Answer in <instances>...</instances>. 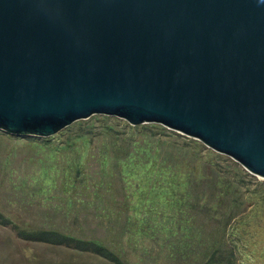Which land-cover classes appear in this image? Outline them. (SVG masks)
Segmentation results:
<instances>
[{
  "label": "water",
  "instance_id": "water-1",
  "mask_svg": "<svg viewBox=\"0 0 264 264\" xmlns=\"http://www.w3.org/2000/svg\"><path fill=\"white\" fill-rule=\"evenodd\" d=\"M156 124L264 180V0H0V132Z\"/></svg>",
  "mask_w": 264,
  "mask_h": 264
},
{
  "label": "rangeland",
  "instance_id": "rangeland-1",
  "mask_svg": "<svg viewBox=\"0 0 264 264\" xmlns=\"http://www.w3.org/2000/svg\"><path fill=\"white\" fill-rule=\"evenodd\" d=\"M193 140L99 115L49 138L0 132V264H113L19 229L102 243L125 264H205L217 249L264 264V180Z\"/></svg>",
  "mask_w": 264,
  "mask_h": 264
},
{
  "label": "trees",
  "instance_id": "trees-1",
  "mask_svg": "<svg viewBox=\"0 0 264 264\" xmlns=\"http://www.w3.org/2000/svg\"><path fill=\"white\" fill-rule=\"evenodd\" d=\"M194 143V145L196 146H200V148L202 150H206L207 153H212L208 148H206L205 146H202L199 142L197 141H192ZM217 157L219 158H223L224 161L229 162L228 158H226L225 156L221 155V154H216ZM230 163V162H229ZM180 166L183 165V162H179ZM232 164V163H231ZM234 164V163H233ZM263 202H264V198H263ZM0 224L2 226H5L6 224L8 225H12V222H10L7 218L5 219V217H2L0 215ZM15 228V226H14ZM16 229V228H15ZM19 238H22L26 241H30V242H42L45 244H51V245H55V246H65L66 248H69L73 251H77L79 253H92L95 254L97 256H99L100 258H105L108 261L112 262L113 264H125L124 262H122V260L118 257V255L114 254L113 252H111L110 250H108L102 243H96L93 241H85V240H81L79 238H75L72 236H68V235H64L63 233H58L56 231H43V230H33V231H25L24 229H19L18 233H17ZM228 256H222L220 255L219 249H217L216 251H214L213 253H211L209 255V258L205 261V264H223V261H227V264H231L232 260L234 259V255H233V250H227L226 251ZM232 259V260H231Z\"/></svg>",
  "mask_w": 264,
  "mask_h": 264
}]
</instances>
